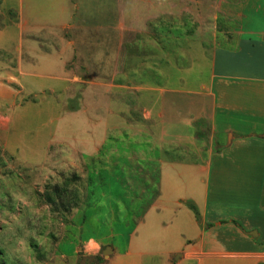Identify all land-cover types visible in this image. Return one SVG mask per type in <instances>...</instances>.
<instances>
[{
    "label": "crops",
    "instance_id": "crops-1",
    "mask_svg": "<svg viewBox=\"0 0 264 264\" xmlns=\"http://www.w3.org/2000/svg\"><path fill=\"white\" fill-rule=\"evenodd\" d=\"M0 150L85 175L75 262L264 264V0H0Z\"/></svg>",
    "mask_w": 264,
    "mask_h": 264
},
{
    "label": "rangeland",
    "instance_id": "rangeland-1",
    "mask_svg": "<svg viewBox=\"0 0 264 264\" xmlns=\"http://www.w3.org/2000/svg\"><path fill=\"white\" fill-rule=\"evenodd\" d=\"M75 1L79 3V0ZM114 1L116 0H109L110 5ZM79 7L78 16L81 17L83 5L79 4ZM91 97L94 103L97 102L95 103L97 106L98 102H102V97L104 98L103 91H96ZM39 98L49 100L48 96H39ZM86 98L87 96H73L69 102L70 109H82L83 105L88 104L87 101L84 103ZM92 113L100 118L102 116V111ZM29 126L28 129L31 128ZM71 175H61L59 178L54 175L46 176L36 168L19 165L0 150V264H91L95 261L92 257L79 256L75 262L74 247L90 236L102 235L103 231L94 228L96 224L91 222L83 224V231L74 230L77 225L76 208L67 213L56 211L42 199L46 188L57 182L61 184ZM102 177L104 183H101L96 192L108 186L106 176ZM78 179L68 188V195L77 199L84 196L86 186L85 175H81ZM81 209L85 210L86 207L80 208L79 211ZM74 217L75 220L72 222ZM113 226L118 237L110 240L109 243L121 249L126 245L134 225L129 224L126 227L123 224H114ZM61 255L65 256V260L61 259Z\"/></svg>",
    "mask_w": 264,
    "mask_h": 264
},
{
    "label": "trees",
    "instance_id": "trees-1",
    "mask_svg": "<svg viewBox=\"0 0 264 264\" xmlns=\"http://www.w3.org/2000/svg\"><path fill=\"white\" fill-rule=\"evenodd\" d=\"M73 179H75V176H71V178L64 180L61 184H54L50 188H46L42 194L44 203L49 205L53 210H61L64 213L77 208L76 197L68 195V188ZM189 207L194 210L192 204H189ZM92 258L95 261L91 264H98L103 261L100 255L93 256Z\"/></svg>",
    "mask_w": 264,
    "mask_h": 264
},
{
    "label": "clouds",
    "instance_id": "clouds-1",
    "mask_svg": "<svg viewBox=\"0 0 264 264\" xmlns=\"http://www.w3.org/2000/svg\"><path fill=\"white\" fill-rule=\"evenodd\" d=\"M101 249L100 243L95 238H89L85 244V250L88 252H98Z\"/></svg>",
    "mask_w": 264,
    "mask_h": 264
},
{
    "label": "water",
    "instance_id": "water-1",
    "mask_svg": "<svg viewBox=\"0 0 264 264\" xmlns=\"http://www.w3.org/2000/svg\"><path fill=\"white\" fill-rule=\"evenodd\" d=\"M108 250L109 249L107 247L102 250L101 255H102L103 258L107 257Z\"/></svg>",
    "mask_w": 264,
    "mask_h": 264
}]
</instances>
